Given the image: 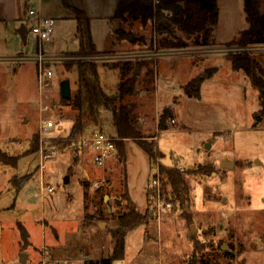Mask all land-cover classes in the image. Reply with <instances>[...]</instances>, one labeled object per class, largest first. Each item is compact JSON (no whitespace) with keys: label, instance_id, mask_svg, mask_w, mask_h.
I'll return each instance as SVG.
<instances>
[{"label":"rangeland","instance_id":"1","mask_svg":"<svg viewBox=\"0 0 264 264\" xmlns=\"http://www.w3.org/2000/svg\"><path fill=\"white\" fill-rule=\"evenodd\" d=\"M2 1L7 10L11 6L13 9L12 0ZM256 1L264 13V0ZM36 2L22 0L17 22H13L11 12L0 21V148L12 156L25 154L38 135L34 60L39 43L31 32L25 40L19 33L21 24L31 29L25 16L29 10H36ZM52 19L53 35L41 50L45 56L65 60L52 65L54 88L49 92L50 109L44 117L55 121V127L45 137L66 138L77 114L72 106L62 105L60 83L69 80L73 99L78 79L77 67L67 71L64 64L94 60L107 96L117 106L133 108L141 133L156 136L160 164L170 167L179 162L191 188V223L186 222L175 203H168L158 214L155 196L151 195L145 209L151 211V221L127 235L125 258L114 264H189L200 247L208 264H264V127L256 125L255 120L260 109L259 89L243 71H235L226 56L236 49L223 55L212 52V48L197 52L204 48L192 46L163 54L155 45L150 46L152 40L156 43L160 38L157 33L154 36L151 24L144 27L135 21L111 23L109 19H96L91 33L102 54L80 58L76 55L80 42L75 22L62 16ZM120 27L131 36L119 41L116 31ZM142 37L145 42L134 43ZM246 51L262 66L260 76L264 78V45ZM128 63L131 75L139 69L137 94L121 102L118 90L123 77L119 65ZM195 77L202 80L200 98H190L184 91ZM166 108L174 111V119L169 120L170 130L161 134L158 120ZM24 117L29 119L28 124L22 123ZM92 129L112 138L117 135L112 114L106 110ZM78 151L79 147L70 146L46 162L44 182L53 192L47 188L44 197L38 154L22 157L17 169L0 165V264H21L22 253L27 254V264H40L43 236L50 260L56 263L82 264L108 257L112 249L109 231L117 227L119 216L127 211L121 200L125 174L132 199L143 208L144 186L155 170L136 143H126V167L116 154L103 169L92 164L91 156L89 163L77 166L73 158ZM79 153L82 156V151ZM223 162L236 164L223 170ZM202 168L210 172L202 175ZM16 176L31 177L20 192L11 184ZM161 181L166 198L171 187L163 174ZM149 191L155 193L154 189ZM18 224L28 236L25 252Z\"/></svg>","mask_w":264,"mask_h":264},{"label":"trees","instance_id":"2","mask_svg":"<svg viewBox=\"0 0 264 264\" xmlns=\"http://www.w3.org/2000/svg\"><path fill=\"white\" fill-rule=\"evenodd\" d=\"M244 11L249 28L242 31L237 38L225 45L229 49H236L230 52L227 57L232 63L235 71H243L253 84L259 89V111L255 114L258 124L264 127V78L260 76L259 63L248 54L246 49L251 46L264 45V13L256 0H243ZM71 9V8H70ZM72 17L77 22L76 38L80 42V50L76 55L80 58H92L100 56L94 43L91 33V19L82 11L71 9ZM166 12L171 13L169 16ZM111 23L119 21L121 23L140 22L147 27L151 21L156 20V33L160 37L156 43L151 41L150 46H156L159 52H170L173 50H186L189 47L211 48L215 45L214 32L218 24V4L217 0H159L155 5V0H120L116 12L110 19ZM118 40H125L131 36L121 27L116 31ZM142 37L135 40L145 42ZM141 66L142 63L138 62ZM76 66L78 70L77 91L73 99L65 101L62 105L72 106L77 113L74 123L66 138L53 141L50 146L57 149L59 153L64 152L68 147H78L76 139L86 134L90 129L99 124L101 112L109 111L112 114L113 123L116 127L115 148L118 159L125 165L127 154L125 141H134L149 157L152 169H155L160 159L159 145L153 137L144 136L138 123L132 114L129 105H119L107 96L101 85L98 62L94 60H79L78 62H66L64 67L67 71ZM122 71L123 81L118 90L120 101L134 95L137 82V75L130 70V64L119 65ZM201 77L189 81L184 86L186 95L190 98H200ZM173 112L166 108L158 120L159 133L169 131V120L173 118ZM39 152V136L35 135L30 149L22 155L12 156L0 148V165L7 168L17 169L19 160L31 154ZM180 163L174 162L172 166L166 167L159 163L161 174L166 177L171 187V193L163 200L168 204L175 203L182 212L186 222H192L193 206L191 198V188L183 172L179 169ZM201 174L210 172V169L202 168ZM188 173H191L188 171ZM31 177H13L11 184L13 188L20 192L30 181ZM124 192L121 200L127 205V211L118 218L117 227L109 231L111 252L108 257L99 261L88 260L84 264H114L125 258L126 237L139 226L148 225L152 219L150 210L142 214L136 204L131 200L128 191L127 174H125ZM150 191H148V203L151 201ZM22 251L25 252L29 246L28 236L25 228L18 224ZM189 260V264H208L203 257L201 247Z\"/></svg>","mask_w":264,"mask_h":264},{"label":"built area","instance_id":"3","mask_svg":"<svg viewBox=\"0 0 264 264\" xmlns=\"http://www.w3.org/2000/svg\"><path fill=\"white\" fill-rule=\"evenodd\" d=\"M159 3V0H155V5ZM167 15L172 14L166 12ZM28 17L34 20L31 26L30 32L36 36L39 43L38 56L35 58L36 63V76H37V90H38V109H39V126L37 134L39 136V171L41 176V194L44 196L45 191L48 188L49 192H53L52 187H47L43 176L46 168V162L50 159L57 158L59 152L56 148L50 146L53 141L59 139H49L45 135L55 127V121L50 118L44 117L49 112V92L53 90L55 79V73L53 72L52 65L54 63L61 64L65 59L61 56L49 57L45 56L41 50V46L45 41H49L54 32V20L43 16L41 10H29ZM153 26V34L156 36L157 22L153 20L150 22ZM237 51V50H236ZM234 51V52H236ZM233 52V51H232ZM18 60L22 61L21 58ZM63 76V73H62ZM61 76V77H62ZM115 138L106 136L101 130L90 129L86 134L76 139L77 145L80 149L86 150L91 156L92 164L96 167L103 169L112 157L116 154V148L114 145ZM159 161L157 167L154 169L155 173L150 181V188L155 191L156 209L159 214L162 208H166L169 205L163 200L164 186L161 181V172L159 169ZM183 172V168H180ZM41 262L40 264H60L50 260V256L47 253V246L43 243L41 248Z\"/></svg>","mask_w":264,"mask_h":264},{"label":"crops","instance_id":"4","mask_svg":"<svg viewBox=\"0 0 264 264\" xmlns=\"http://www.w3.org/2000/svg\"><path fill=\"white\" fill-rule=\"evenodd\" d=\"M12 1H13V4H12L13 9L11 6L10 10H7L3 1L0 0V21H2V19L6 16L7 12H11L13 14V22L18 21V19H19L18 14L20 13V10L22 7V0H12ZM119 2H120V0H37V2H36L37 8H35V9L41 10L43 16L50 17L51 19L54 16H56V17L62 16L66 21H74L76 24V30H77V22L72 17V13L70 11L71 9H77L79 11L84 12L91 19V24H93V20H96V19L108 20L111 17H113L115 12H116V9L118 7ZM217 4H218V24H217L216 30L214 32L215 45L213 47H211L212 49H210V50L214 53H220V54L226 55L225 53H227L231 49L225 47V45L232 42L235 38H237L242 31L248 29L249 25H248L247 20H246V14L244 11V1L243 0H217ZM25 17H26L25 18L26 20L25 19H23V20L31 22V26H32V24L34 23V20L32 18L28 17V13L26 14ZM20 23H21V21H20ZM22 25H24V24H21L20 26H22ZM92 31H93V27H92ZM29 32H30V30H29ZM23 40H25V38ZM205 49L206 48L200 49V50L196 49V51L202 52V51H205ZM161 53L168 54L170 52H161ZM65 55H67V54H65ZM15 60H16V58H15ZM261 68H262V66H261ZM206 70H212V69H205V72H207ZM215 72L216 73L218 72L217 68H215ZM195 78H197V77H195ZM22 123L28 124L29 119L24 117V119L22 120ZM256 125H258L257 120H256ZM37 131H38V129H37ZM37 131H36V133H37ZM166 132H168V131H165L162 133H166ZM128 141H130V140L125 141V148H126V143ZM80 151H82V156H80V153H79ZM88 157H90L89 152L79 148L78 154H77V156H74L73 160H74L75 164L77 166H79V164H81V163H83V164L84 163L87 164V162L89 163ZM147 157H148V155H147ZM148 160H149V157H148ZM257 160H259V159H257ZM235 164L236 163H234V165ZM149 166H150V164H149ZM216 167H218V166H216ZM217 169H219V167ZM223 170H225V169H223ZM152 177L153 176H151L148 179L146 185L144 186V188H145L144 189L145 190V202L146 203L143 205V208L139 207L137 205V203L132 199L130 191L128 189L130 198L136 204V206L138 207V209L141 213L146 212L145 209H146V206L148 204V196L147 195H148V191L151 189L150 188V181H151ZM40 180H41V176H40ZM42 197H44V196H42ZM44 241H45V237L43 236V240L41 242V248H42L43 243H45ZM45 245H46V243H45ZM41 248H40V250H41ZM47 253H48V248H47ZM84 262L85 261H83L82 264H84Z\"/></svg>","mask_w":264,"mask_h":264},{"label":"water","instance_id":"5","mask_svg":"<svg viewBox=\"0 0 264 264\" xmlns=\"http://www.w3.org/2000/svg\"><path fill=\"white\" fill-rule=\"evenodd\" d=\"M19 33H20L21 37L24 39L25 36L29 33V31L27 30L25 25H22L20 30H19ZM129 39L132 41L131 37ZM134 74L135 75L139 74V69L138 68H136ZM134 94H137V91H135ZM60 96L65 101H70L71 100L72 92H71V85H70L69 80H64V81H62L60 83ZM111 99L114 100L113 98H111ZM233 166H234V163H231V162H223L222 163V168L225 169V170L229 169V168H232ZM26 258H27V254L22 253L21 254V259H20L21 264H27Z\"/></svg>","mask_w":264,"mask_h":264}]
</instances>
